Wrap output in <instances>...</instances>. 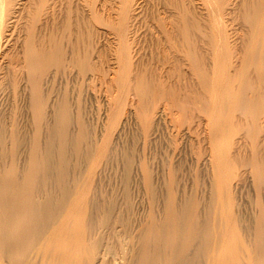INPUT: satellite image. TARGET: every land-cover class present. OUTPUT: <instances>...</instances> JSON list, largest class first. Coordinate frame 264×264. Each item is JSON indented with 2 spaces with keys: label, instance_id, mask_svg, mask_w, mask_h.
I'll return each mask as SVG.
<instances>
[{
  "label": "rangeland",
  "instance_id": "rangeland-1",
  "mask_svg": "<svg viewBox=\"0 0 264 264\" xmlns=\"http://www.w3.org/2000/svg\"><path fill=\"white\" fill-rule=\"evenodd\" d=\"M12 2L0 264H264V0Z\"/></svg>",
  "mask_w": 264,
  "mask_h": 264
},
{
  "label": "bare ground",
  "instance_id": "bare-ground-1",
  "mask_svg": "<svg viewBox=\"0 0 264 264\" xmlns=\"http://www.w3.org/2000/svg\"><path fill=\"white\" fill-rule=\"evenodd\" d=\"M12 1H13V0H0V34H1L2 31H3L4 25H5V20L7 19V17H9L8 15H9V10H10V8H11V6H12V3H13ZM21 1H22V0H21ZM26 1H27V0H26ZM101 1H103V0H101ZM17 2H19V1H17ZM30 2H31V1H30ZM38 2H40V1H38ZM55 2H56V1H55ZM126 3H127V2H126ZM262 3H263V2H262ZM19 4H20V3H19ZM22 4H23V3H22ZM35 4H36V2H35ZM38 4H39V3H38ZM54 4H56V3H54ZM20 5H21V4H20ZM31 5H32V3H31ZM31 5H30V7H31ZM41 5H42V4H41ZM129 5H130V4H129ZM261 5H262V4H261ZM25 6H27V5H25ZM32 6H33V5H32ZM34 6H35V5H34ZM38 6H39V5H38ZM50 6H51V5H50ZM103 6H104V5H103ZM125 6H126V5H125ZM28 7H29V6H28ZM45 7H46V6H45ZM126 7H128V6H126ZM126 7H125V8H126ZM262 7L264 8V6H262ZM102 8H103V7H102ZM102 8H101V9H102ZM253 8H255V7H253ZM253 8H252L251 10H253ZM28 9H29V8H28ZM31 9H32V8H31ZM31 9H29V10L31 11ZM51 9H52V8H51ZM123 9H124V8H123ZM256 9H257V8H256ZM34 10H35V8H34ZM93 10H94V9H93ZM104 10H105V9H104ZM125 10H126V9H125ZM263 10H264V9H263ZM25 11H26V10H25ZM41 11H42V10H41ZM53 11H54V10H53ZM256 11H257V10H256ZM32 12H33V11H32ZM38 12H39V11H38ZM43 12H44V11H43ZM47 12H48V11H47ZM56 12H57V11H56ZM102 12H103V11H102ZM102 12H101V14H102ZM124 12H125V11H124ZM263 12H264V11H263ZM15 13H16V12H15ZM15 13H14V14H15ZM29 13H30V12H29ZM29 13H27V14H29ZM36 13H37V11H36ZM54 13H55V11H54ZM103 13H104V12H103ZM256 13H257V12H256ZM258 13H259V12H258ZM260 13H261V12H260ZM19 14H20V12H19ZM23 14L26 15L25 12H23ZM23 14H22V15H23ZM31 14H32V13H31ZM31 14H30V15H31ZM37 14H38V13H37ZM49 14H50V13H49ZM56 14H57V13H56ZM95 14H96V13H95ZM101 14H99V15H101ZM121 14H122V13H121ZM123 14H124V13H123ZM123 14H122V15H123ZM125 14H127V13H125ZM51 15H52V14H51ZM97 15H98V14H97ZM104 15H105V14H104ZM20 16H21V15H20ZM52 16H53V15H52ZM101 16H102V15H101ZM101 16H99V17H101ZM258 16L260 17V19L264 17V16L262 17L261 14L258 15ZM30 17H31V16H30ZM30 17H29V18H30ZM119 17H120V16H119ZM122 17H123V16H122ZM14 18H15V17H14ZM21 18H22V17H21ZM27 18H28V17H27ZM91 18H93V17H91ZM103 18H104V17H103ZM10 19H11V18H10ZM16 19H17V18H16ZM24 19H26V18H24ZM42 19H43V18H42ZM44 19H46V18H44ZM95 19H97V18H95ZM257 19H258V18H257ZM263 19H264V18H263ZM8 20H9V19H8ZM26 20H28V19H26ZM29 20H30V19H29ZM53 20H54V19H53ZM251 20H252V19H251ZM254 20H255V19H254ZM261 20H262V19H261ZM261 20H260V23H258V22H257L258 20H257V21H256V24H261V22H262ZM6 21H7V20H6ZM39 21H40V20H39ZM41 21H42V20H41ZM119 21H121V20H119ZM119 21H118V22H119ZM13 22H14V21H13ZM29 22H30V21H29ZM34 22H35V21H34ZM100 22H101V21H100ZM21 23H22V22H21ZM23 23H24V21H23ZM23 23H22V25H23ZM97 23H98V22H97ZM252 23H253V22H252ZM262 23H263V22H262ZM24 24H25V23H24ZM39 24H40V23H39ZM53 24H54V23H52V25H53ZM55 24H56V23H55ZM122 24H123V23H122ZM125 24H126V23H125ZM256 24H255V26H256ZM13 25H14V24H13ZM13 25H12V26H13ZM17 25H18V24H17ZM17 25H16V26H17ZM25 25H26V24H25ZM46 25H47V23H46ZM118 25H119V27H120V24H118ZM250 25H251V24H250ZM36 26H37V25H36ZM49 26H50V25H49ZM57 26H58V25H57ZM116 26H117V25H116ZM121 26H123V25H121ZM257 26H258V25H257ZM259 26H261V25H259ZM263 26H264V24H263ZM263 26H262V27H263ZM30 27H31V26H30ZM34 27H35V26H34ZM59 27H60V26H59ZM61 27H62V25H61ZM252 27H254V26H252ZM20 28H22V26H21ZM45 28H46V27H45ZM45 28H44V29H45ZM51 28H52V26H51ZM56 28H57V27H56ZM63 28H64V27H63ZM117 28H118V26H117ZM259 28H260V27H259ZM12 29H13V28H12ZM17 29H18V28H17ZM35 29H36V28H35ZM48 29H49V28H48ZM53 29H55V27H54ZM59 29H60V28H59ZM113 29H114V28H113ZM165 29H166V28H165ZM165 29H164V30H165ZM255 29H256V28H255ZM260 29H261V28H260ZM260 29H257V30H260ZM5 30H6V29H5ZM5 30H4V32H5ZM32 30H33V28H32ZM257 30H255V31H257ZM263 30H264V28L261 29L262 32H263ZM9 31H10V30H9ZM24 31H26V30H24ZM34 31H35V30H34ZM117 31H118V30H117ZM162 31H163V30H162ZM250 31H251V29H250ZM253 31H254V30H253ZM253 31H252V33H253ZM261 31H260V32H259V31H258V32H255V34H256V33H257V34H258V33L260 34ZM45 32H46V31H45ZM122 32H123V31H122ZM184 32H186V31H183V32H182V33L184 34V36H185L186 33H184ZM22 33H24V32H22ZM40 33H41V32H40ZM40 33H38V34H40ZM48 33H49V31H48ZM25 34L27 35V33H25ZM25 34H24V35H25ZM33 34H34V33H33ZM50 34H51V33H50ZM120 34H121V32H120ZM120 34H119V35H120ZM253 34H254V33H253ZM255 34H254V35H255ZM257 34H256V35H257ZM259 34H258V35H259ZM261 34H262V33H261ZM263 34H264V33H263ZM263 34H262V36H263ZM30 35H31V33H30ZM47 35H48V34H47ZM55 35H56V34H55ZM258 35H257V36H258ZM2 36H3V35H2ZM41 36H43V35L41 34ZM48 36H49V35H48ZM52 36H53V35H52ZM251 36H252V35H251ZM257 36H256V37H257ZM259 36H261V35H259ZM262 36H261V37H262ZM5 37H6V35H5ZM7 37H8V35H7ZM7 37H6V38H7ZM14 37H15V36H14ZM185 37H186V36H185ZM252 37H253V36H252ZM254 37H255V36H254ZM22 38H23V37H22ZM33 38H35V36H34ZM36 38H37V37H36ZM41 38H42V37H41ZM51 38H52V37H51ZM263 38H264V37H263ZM2 39H3V38H2ZM29 39H31V38H29ZM39 39H40V38H39ZM255 39H256V38H255ZM257 39H258V38H257ZM18 40H19V39H18ZM32 40H34V39H32ZM35 40L37 41V39H35ZM49 40H51V39H49ZM253 40H254V39H253ZM259 40H260V39H259ZM261 40H264V39H261ZM22 41H23V40H22ZM38 41H39V40H38ZM38 41H37V42H38ZM40 41H41V40H40ZM42 41H44V40H42ZM46 41H47V40H46ZM52 41H53V40H52ZM55 41H56V39H55ZM13 42H14V41H13ZM17 42H18V41H17ZM48 42H49V41H48ZM50 42H51V41H50ZM254 42H255V41H253V43H254ZM40 43H41V42H40ZM52 43H53V42H52ZM52 43H51V44H52ZM26 44H27V43H26ZM34 44H35V43H34ZM41 44H42V43H41ZM41 44H40V45H41ZM262 44H263V43H262ZM52 45H53V44H52ZM251 45H252V43H251ZM255 45H256V44H255ZM1 46H2V45H1ZM16 46H17V45H16ZM26 46H27V45H25V47H26ZM29 46H30V43H29ZM29 46H28V47H29ZM49 46H50V44H49ZM34 47H35V46H34ZM34 47H33V48H34ZM253 47H255V46H253ZM253 47H252V48H253ZM263 47H264V45H263ZM250 48H251V47H250ZM260 48H261V47H259V49H260ZM20 49H21V48H20ZM24 49H25V48H24ZM24 49H23V50H24ZM35 49H36V48H35ZM38 49H39V48H38ZM38 49H36V50H38ZM44 49H45V48H44ZM47 49H48V48H47ZM53 49H54V48H53ZM255 49H256V48H255ZM18 50H19V48H18ZM21 50H22V49H21ZM23 50H22V51H23ZM25 50H27V49H25ZM25 50H24V51H25ZM30 50H32V49H30ZM50 50H51V49H50ZM260 50H261V49H260ZM27 51H29V50H27ZM32 51H33V50H32ZM32 51H30V52H32ZM45 51H46V50H45ZM257 51L259 52V50H257ZM19 52H21V51H19ZM30 52H29V53H30ZM33 52H34V51H33ZM33 52H32V53H33ZM38 52H40V50H39ZM47 52H48V51H47ZM49 52H50V51H49ZM49 52H48V53H49ZM262 52H263V50H262ZM29 53H28V54H29ZM36 53H37V52H36ZM40 53L43 54L44 52H43V53L40 52ZM2 54H3V53H2ZM25 54L27 55L26 52H25ZM25 54H24V55H25ZM30 54H31V53H30ZM46 54H47V53H46ZM49 54H50V53H49ZM259 54H261V53H259ZM5 55H6V54H5ZM2 56H4V54H3ZM2 56H1V57H2ZM6 56H7V55H6ZM20 56H21V55H20ZM42 56H43V55H42ZM45 56H46V55H45ZM7 57H8V56H7ZM17 57H18V55H17ZM26 57H27V56H26ZM26 57H25V58H26ZM28 57H29V56H28ZM9 58H10V57H9ZM18 58H19V57H18ZM31 58H32V57H31ZM31 58H30V59H31ZM27 59H28V58H27ZM11 60H13V59H11ZM11 62H12V61H11ZM14 62H17V61H14ZM24 62H25V61H24ZM26 62L29 63L28 60H27ZM32 62H33V61H32ZM29 64H30V63H29ZM54 220L56 221V219H54ZM52 222H53V221H52ZM56 223H57V222H56ZM50 224H51V223H50ZM54 224H55V222H54ZM53 226H54V225H53ZM53 226H52V230H51V228H50V231L48 230L49 233L47 234V236H46V235L43 236V237L46 236V237H45L46 240H45V242H44L43 244H45V243L48 244V242L54 238V235H55V232H56V227H55V226L53 227ZM47 229H48V227H47ZM51 237H53V238H51ZM45 238H43V240H44ZM43 240H42V238H41V241H43ZM46 241H47V242H46ZM40 243H42V242H40ZM40 245H42V244H40ZM38 251L40 252V250H38ZM39 252H38V253H39ZM39 254H40V253H39Z\"/></svg>",
  "mask_w": 264,
  "mask_h": 264
}]
</instances>
